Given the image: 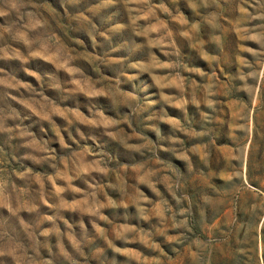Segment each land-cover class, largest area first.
Returning <instances> with one entry per match:
<instances>
[{"label": "rangeland", "instance_id": "374dc122", "mask_svg": "<svg viewBox=\"0 0 264 264\" xmlns=\"http://www.w3.org/2000/svg\"><path fill=\"white\" fill-rule=\"evenodd\" d=\"M0 264H264V0H0Z\"/></svg>", "mask_w": 264, "mask_h": 264}]
</instances>
